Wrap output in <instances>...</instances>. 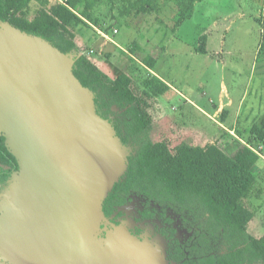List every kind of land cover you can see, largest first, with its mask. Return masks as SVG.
Listing matches in <instances>:
<instances>
[{
  "label": "rangeland",
  "instance_id": "374dc122",
  "mask_svg": "<svg viewBox=\"0 0 264 264\" xmlns=\"http://www.w3.org/2000/svg\"><path fill=\"white\" fill-rule=\"evenodd\" d=\"M175 4L173 1L161 5L158 11L126 16L120 14L123 0H99L92 11L93 23L88 21V25L76 28L80 52L74 58L86 54L112 77L127 72L140 92L151 74L169 83L171 89L165 95L148 99L154 121L152 140H166L172 148L183 141L199 145L215 142L235 158L254 152L261 158L257 170L264 173V143L251 132L253 125L264 119V0L196 2L192 17L177 28ZM83 9L84 5L79 4L75 11L80 14ZM102 33L110 34V39ZM201 46L206 52L200 50ZM83 144H77L76 150L73 147L79 158L68 169L69 178L62 188L69 194L94 171L92 145ZM54 146L60 152L57 143ZM28 148L24 153V173L15 177V186H26L30 201L42 203L62 174L57 178L56 157L40 142ZM136 148L107 144L114 166L96 179L110 183L120 176L126 168L127 155ZM98 149L100 154L102 149ZM140 203L141 198H135L124 207L126 216L120 224L103 223L95 233L104 240L109 236L110 248L116 240L121 248L126 243L127 255L136 260L142 253L145 264H179L170 263L166 257L168 240L157 231L164 228L161 219L145 221L142 237L134 234L139 225L135 217ZM257 204L261 209L248 232L259 237L264 234V197ZM168 213L178 228L177 234L188 239L194 233L193 224L181 215L189 214L180 215L172 209ZM112 236L115 238L111 240ZM106 255L105 261L110 262L111 251ZM252 255L258 264H263L258 253Z\"/></svg>",
  "mask_w": 264,
  "mask_h": 264
},
{
  "label": "trees",
  "instance_id": "16d2710c",
  "mask_svg": "<svg viewBox=\"0 0 264 264\" xmlns=\"http://www.w3.org/2000/svg\"><path fill=\"white\" fill-rule=\"evenodd\" d=\"M173 1L178 8L177 28L192 17L196 2L203 0H123L120 14L144 15ZM98 2L0 0V21L39 36L61 53L68 54L78 49L76 28L88 25V21L93 23L92 11ZM79 4L84 5L80 14L75 11ZM200 41L204 44L205 36ZM200 50L206 52L202 46ZM150 59L149 56L145 61ZM72 71L93 93L97 115L111 123L121 143L137 146L127 156L124 174L103 200L109 225L121 223L122 208L134 194H139L145 198L140 220L154 218L157 211L164 218L166 210L172 207L187 212L194 220L190 240L183 243L168 236L169 261L258 264L253 252L264 261V234L256 237L248 232L249 224L261 209L257 202L264 197V173L257 170L261 158L256 153L235 158L215 142L199 145L183 141L172 148L166 140H152L150 131L154 121L148 110V99L163 96L171 89L156 74H151L140 92L127 72L112 77L86 54L75 58ZM251 132L264 143V119L254 124ZM19 168L5 134L0 133V185H6ZM151 203L154 208L149 207ZM164 219L171 221L167 216Z\"/></svg>",
  "mask_w": 264,
  "mask_h": 264
},
{
  "label": "crops",
  "instance_id": "0c3cea01",
  "mask_svg": "<svg viewBox=\"0 0 264 264\" xmlns=\"http://www.w3.org/2000/svg\"><path fill=\"white\" fill-rule=\"evenodd\" d=\"M79 52L78 46L71 54H61L45 40L0 21V70L13 72L11 77L5 78L9 83L13 80L18 87L13 93L0 89V103L14 104L20 117L50 128L58 136H68L72 134L71 130L87 129L89 122L98 123L93 98H89V92L71 73L74 55ZM102 70L107 73L106 69ZM99 123L103 126L102 122ZM0 131L7 135L9 147L19 161L20 168L13 173L12 182L24 171L18 147L13 142L15 135L23 137V130L1 107ZM107 134L110 136V131ZM10 184L0 189V194H9L15 207L22 214H27L28 203L23 201L26 191L20 189L12 196ZM100 200L99 197L98 204ZM0 205V264H67L62 256L50 251L49 227L44 219L21 222L7 206Z\"/></svg>",
  "mask_w": 264,
  "mask_h": 264
},
{
  "label": "water",
  "instance_id": "95a60500",
  "mask_svg": "<svg viewBox=\"0 0 264 264\" xmlns=\"http://www.w3.org/2000/svg\"><path fill=\"white\" fill-rule=\"evenodd\" d=\"M12 27L21 31L14 26ZM36 37L43 39L39 36ZM45 41L51 45L47 40ZM56 50L61 53L58 49ZM74 60L72 62V67ZM72 67V76L82 88L86 89L92 95L93 98V93L88 88L84 87L74 76ZM13 74L14 73L11 71L0 70V89H2L3 92L13 93L16 89H18L13 80L10 79L11 82L9 83V81L5 78L6 76L9 78V76ZM93 106L95 111L94 100ZM0 107L4 108L8 112L12 122L23 130V137L19 134L14 136V140L12 139L14 144L18 147L17 149L22 159L23 168L26 165V159L24 156L26 151L30 150L28 147H31L32 144L35 145L36 142H40L45 150H49L56 157L58 165L56 175L57 178L60 174H62L56 188L51 190L48 198L42 203H39L37 200L33 202L32 200L30 201L28 193L25 192L26 194H24L23 201L25 204L28 203L27 206L29 211L27 214H22L20 210L15 207L12 197L6 193L0 194V199H3L4 201H0L2 206H7L11 214L21 222L44 219L47 227H49L48 234L50 237H48V243L50 251L59 257L62 256L63 260L67 262V264H125L127 259L128 263L126 264H145L146 261L142 253L136 260L133 256L130 258V256L127 255L128 253L125 250V248L127 249L126 243L125 247L123 246L121 248L120 243L118 245L116 240L115 245L112 246L111 244L110 248L108 243L109 236L106 240H104L103 238L98 237L97 233H95V229H99L101 224L108 223V219L105 217L103 212V200L112 189L113 184L119 180L127 168L126 163L124 172L120 176L114 178L110 183L102 182L101 180L98 181L104 173L106 174L109 172L111 166H114V163H112L113 158L111 157V152L109 151L110 148L107 149V144L109 145L110 143V145H113L116 143L121 146L123 145L119 137H117L111 123L99 117L95 111L97 120L102 122L103 126L101 123H97V121L89 122V127L87 129L82 128L71 130L72 134H68V136H58L56 133L54 134L52 132L53 130L51 131L50 128L49 130L46 127H40L37 124L32 123L30 120L20 117L16 113L17 108H15L14 104L4 102L0 103ZM107 131H110V136L107 134ZM0 133L4 132L0 131ZM5 136L7 135L5 134ZM79 142L86 143L83 144ZM6 143L9 147L7 139ZM55 143H57V147H59L60 152L55 149ZM77 144H83L84 146H87L88 144L92 145L91 155L94 171L84 184L70 190L69 194L62 190V188L67 184L69 178L68 169L70 170V167L76 165V160L79 158L78 154L73 151V147L76 150ZM98 146L102 149L100 154ZM11 152L15 155L12 150ZM23 173L24 171L21 175H23ZM97 177L99 178L96 179ZM11 179L7 184L11 183L10 190H12V196L20 189L26 191V186L24 185L15 186L17 178L15 179L14 177L12 182ZM99 197L101 200L98 204ZM113 238L115 237L112 236L111 240ZM125 241L130 242L128 240ZM107 251H111L110 262H108V259L105 261V259L108 258L106 255ZM121 260L124 261L122 262Z\"/></svg>",
  "mask_w": 264,
  "mask_h": 264
},
{
  "label": "flooded vegetation",
  "instance_id": "af4514ba",
  "mask_svg": "<svg viewBox=\"0 0 264 264\" xmlns=\"http://www.w3.org/2000/svg\"><path fill=\"white\" fill-rule=\"evenodd\" d=\"M13 173H15V172H13ZM12 173V174H13ZM4 186H6V185H0V189H2ZM135 198H141V205H140V207L138 208V215H136V217H135V219L139 222V225L138 226H136V228H135V233L134 234H136V235H139V236H141L142 237V235H143V233H144V231L146 230V228H144V223H145V221L147 222L148 220H162L163 221V223H164V228H161L160 230H157L159 233H161L162 235H164L165 237H166V239L168 240V242H169V237L168 236H173V238H175V239H177V240H179V241H181V242H183V243H185L186 241H188V240H190V237L188 238V239H186V240H184L183 238H181L178 234H177V232H178V228L176 227V226H174L173 225V223H174V219H173V217L172 216H170L169 215V211H170V209H168V210H166V215H165V217L167 216V217H169V218H171V221H169V222H166V220L161 216V214H160V212L161 211H157L156 212V214H155V217L154 218H150V219H139L140 218V216H141V211H142V209L144 208V205H145V198H144V196L143 195H139V194H134L133 196H132V200L130 201V202H128L126 205H128L129 203H131ZM125 205V206H126ZM124 206V207H125ZM124 207L122 208L123 209V211H124V216H123V218H125V216H126V213H125V209H124ZM149 207L150 208H154V206H153V203H151L150 205H149ZM173 211H177L178 212V214H180L181 215V213H184V212H182V211H179V209H174V207H172L171 208ZM181 217L184 219V217H186L188 220H190L191 222H192V224H193V222H194V220L193 219H191L189 216H187V215H181ZM186 219V220H187ZM162 230H165V233H163L162 232ZM193 230V229H192ZM193 232H194V230H193ZM190 246H191V244H190ZM168 247V246H167ZM167 250V249H166ZM167 257V256H166ZM169 261V260H168ZM170 263H174V262H172V261H169ZM175 263H177V262H175ZM179 263V262H178ZM180 264V263H179Z\"/></svg>",
  "mask_w": 264,
  "mask_h": 264
},
{
  "label": "built area",
  "instance_id": "2783aa9c",
  "mask_svg": "<svg viewBox=\"0 0 264 264\" xmlns=\"http://www.w3.org/2000/svg\"><path fill=\"white\" fill-rule=\"evenodd\" d=\"M102 36L107 38V39H110L108 34L102 33Z\"/></svg>",
  "mask_w": 264,
  "mask_h": 264
},
{
  "label": "bare ground",
  "instance_id": "6f19581e",
  "mask_svg": "<svg viewBox=\"0 0 264 264\" xmlns=\"http://www.w3.org/2000/svg\"><path fill=\"white\" fill-rule=\"evenodd\" d=\"M1 206V205H0ZM4 208V207H3ZM1 209V208H0ZM4 215V214H3ZM3 215H1L2 216V218H3ZM8 217V216H7ZM1 222V221H0ZM1 226V225H0ZM1 244V243H0Z\"/></svg>",
  "mask_w": 264,
  "mask_h": 264
}]
</instances>
